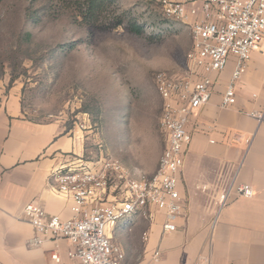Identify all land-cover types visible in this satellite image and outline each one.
I'll return each mask as SVG.
<instances>
[{
	"label": "crops",
	"instance_id": "obj_1",
	"mask_svg": "<svg viewBox=\"0 0 264 264\" xmlns=\"http://www.w3.org/2000/svg\"><path fill=\"white\" fill-rule=\"evenodd\" d=\"M234 66L231 57L225 70L211 75V99L192 115L177 228L165 233L161 212L152 224L144 220L149 238L138 260L149 261L159 249L156 264H264V119L248 114L264 111V41L236 84V103L223 108ZM22 98L19 82L0 81V264H80L63 239L32 244L37 234L23 210L36 203L49 215L72 216L71 199L56 188V170L94 157L91 130L77 133L65 116L32 119ZM241 184L251 185L252 198L239 193Z\"/></svg>",
	"mask_w": 264,
	"mask_h": 264
},
{
	"label": "rangeland",
	"instance_id": "obj_2",
	"mask_svg": "<svg viewBox=\"0 0 264 264\" xmlns=\"http://www.w3.org/2000/svg\"><path fill=\"white\" fill-rule=\"evenodd\" d=\"M87 1L2 0L0 81L22 85L32 119L65 116L75 126L88 113L95 158L151 173L166 145L155 75L189 71V28L165 17L158 0H104L87 21ZM147 226L138 219L114 229L128 262L143 254Z\"/></svg>",
	"mask_w": 264,
	"mask_h": 264
},
{
	"label": "built area",
	"instance_id": "obj_3",
	"mask_svg": "<svg viewBox=\"0 0 264 264\" xmlns=\"http://www.w3.org/2000/svg\"><path fill=\"white\" fill-rule=\"evenodd\" d=\"M162 14L185 23L190 31L192 48L188 55L189 71L179 77L164 72L155 75L157 91L163 100L160 117L166 145L151 173L132 169L120 160L101 154L88 162L56 170V188L71 199L72 216L63 219L49 215L36 203L25 205L23 213L33 225L36 236L32 244L46 237L63 239L68 255L80 264H156L161 252L156 249L149 261H127L124 247L115 242L113 231L128 227L138 219L152 224L157 213L163 214L165 233L177 228L184 213L185 201L180 183L187 147L192 140L189 130L192 115L209 103L214 82L212 74L222 72L231 57L235 66L221 98V107L236 103V84L246 73L254 51L264 41V0H158ZM257 121L264 111L248 113ZM88 113L75 122L77 133L90 129ZM239 193L252 198L250 184H241ZM228 193L220 196L223 206ZM142 240L149 238L143 231ZM52 258L59 262L57 254Z\"/></svg>",
	"mask_w": 264,
	"mask_h": 264
},
{
	"label": "trees",
	"instance_id": "obj_4",
	"mask_svg": "<svg viewBox=\"0 0 264 264\" xmlns=\"http://www.w3.org/2000/svg\"><path fill=\"white\" fill-rule=\"evenodd\" d=\"M2 0H0L1 2ZM104 4V0H88L86 3V9L84 13H82L84 19L87 21L91 20L95 17L96 14H98V11L102 8V5ZM11 82H13V79H10Z\"/></svg>",
	"mask_w": 264,
	"mask_h": 264
}]
</instances>
